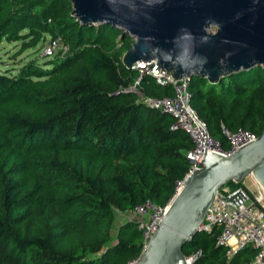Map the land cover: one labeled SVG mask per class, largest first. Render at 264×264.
Wrapping results in <instances>:
<instances>
[{"label":"trees","instance_id":"16d2710c","mask_svg":"<svg viewBox=\"0 0 264 264\" xmlns=\"http://www.w3.org/2000/svg\"><path fill=\"white\" fill-rule=\"evenodd\" d=\"M70 12L69 0H0V43L22 40L24 49L47 34L68 46L63 56L0 71V264H127L142 248L131 208L146 198L166 203L189 167V135L122 89L138 78L143 94L160 97L170 84L122 63L128 34ZM187 89L223 148L222 126L264 128V66L216 82L191 75ZM114 209L131 217L113 231ZM217 232L195 231L183 254L200 250L193 264H250L254 248L226 256Z\"/></svg>","mask_w":264,"mask_h":264},{"label":"water","instance_id":"95a60500","mask_svg":"<svg viewBox=\"0 0 264 264\" xmlns=\"http://www.w3.org/2000/svg\"><path fill=\"white\" fill-rule=\"evenodd\" d=\"M69 1L80 23H110L132 38L121 55L125 66L155 60L186 86L191 75L216 82L264 66V0ZM248 142L227 155L204 150L201 166L184 177L134 264H186L182 245L199 230L224 183L251 175L264 190V128ZM238 195L241 190L223 199Z\"/></svg>","mask_w":264,"mask_h":264},{"label":"built area","instance_id":"2783aa9c","mask_svg":"<svg viewBox=\"0 0 264 264\" xmlns=\"http://www.w3.org/2000/svg\"><path fill=\"white\" fill-rule=\"evenodd\" d=\"M67 48L66 42L60 35H47L42 43L41 55L53 56L56 53L66 52ZM131 66L139 71V76L148 73L158 83L170 84L172 93L160 97L145 95L137 86L138 78L122 89L133 92L137 99L146 105L170 114L173 117L170 127L184 130L192 141V147L186 152L189 167L182 177L174 180L173 192L168 201L158 204L146 198L131 208L132 216L141 231L143 248L164 215L170 199L181 189L184 177L191 170L201 166L204 150L209 149L227 155L237 150L239 146L247 144L248 141H253L257 134L245 128L231 130L222 126V132L228 142V147L223 148L219 141L210 135L204 121L190 105V93L182 77H174L165 68L158 66L155 60L136 62ZM211 142H214L215 147L211 146ZM236 190H241L242 195H238L234 201L223 199ZM216 192L218 195L213 196L199 230L210 232L216 228L218 230L215 236L216 244L226 247L227 256L238 249L250 246L255 249V253L249 263L264 264V190L259 186H256L254 191L242 186L231 188L224 183ZM199 254L200 250L190 252L188 255L184 254L186 264H193ZM136 257L128 259L127 264H134Z\"/></svg>","mask_w":264,"mask_h":264},{"label":"rangeland","instance_id":"374dc122","mask_svg":"<svg viewBox=\"0 0 264 264\" xmlns=\"http://www.w3.org/2000/svg\"><path fill=\"white\" fill-rule=\"evenodd\" d=\"M47 34L44 35L43 39H39L35 46L33 47H26L22 49V40H2L0 43V71H7L10 72V70H16L20 63H22V60H26L29 58H36L38 62H43L44 60L63 56V53H56L53 56H42L41 55V48L42 43L46 39ZM28 39V37L24 38V42ZM13 71V72H14ZM242 184L247 187L248 190L254 191L255 185L259 186L254 178L251 175H247L242 179ZM114 218L112 221V230L114 231L119 224V222L124 218H130L131 216L129 214H125L122 212H119L114 209ZM227 256V255H226Z\"/></svg>","mask_w":264,"mask_h":264},{"label":"bare ground","instance_id":"6f19581e","mask_svg":"<svg viewBox=\"0 0 264 264\" xmlns=\"http://www.w3.org/2000/svg\"><path fill=\"white\" fill-rule=\"evenodd\" d=\"M211 146H213V147H215V144H214V142H211ZM256 182V181H255ZM257 183V182H256ZM258 184V183H257ZM259 185V184H258ZM256 186V185H255ZM259 187H260V185H259ZM261 188V187H260ZM261 190H263L262 188H261Z\"/></svg>","mask_w":264,"mask_h":264},{"label":"crops","instance_id":"0c3cea01","mask_svg":"<svg viewBox=\"0 0 264 264\" xmlns=\"http://www.w3.org/2000/svg\"><path fill=\"white\" fill-rule=\"evenodd\" d=\"M255 188H256V186H255Z\"/></svg>","mask_w":264,"mask_h":264}]
</instances>
